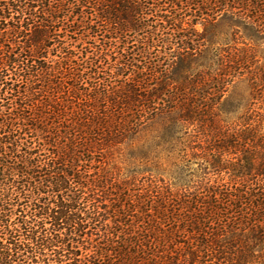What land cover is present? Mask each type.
<instances>
[{
	"label": "trees",
	"instance_id": "obj_1",
	"mask_svg": "<svg viewBox=\"0 0 264 264\" xmlns=\"http://www.w3.org/2000/svg\"><path fill=\"white\" fill-rule=\"evenodd\" d=\"M262 47L264 0H0V264L264 257Z\"/></svg>",
	"mask_w": 264,
	"mask_h": 264
},
{
	"label": "rangeland",
	"instance_id": "obj_2",
	"mask_svg": "<svg viewBox=\"0 0 264 264\" xmlns=\"http://www.w3.org/2000/svg\"><path fill=\"white\" fill-rule=\"evenodd\" d=\"M194 19H196V20H194ZM191 21H193V23L195 25L194 27H195V29L197 31H199V32L203 31V27L200 24V18L199 17H196V18L192 17ZM224 38L221 37L220 38V39H222L221 41H224ZM226 39H227L226 43H228V44L230 43L231 45H233L232 43H234V42H241L242 41L241 33L238 34V33H232L231 32L229 37L226 38ZM224 44L222 45V49H225V50L228 49V46H231V45H224ZM263 48L264 47H262V50H263ZM261 63H259V64H261ZM259 64L255 65L253 63L252 66L253 67H259L260 66ZM243 80H245V79H243ZM233 90H234V96L237 97V96L241 95V96H243L245 98H248V95H249V83H248V81L247 80L246 81H238L237 84H236V87ZM260 105H261V103L259 101H256L255 108L258 109L260 107ZM138 146L139 145H137V146L134 145L133 147H128V148H126V149H124L122 151V155H124V156H122V157L120 156L119 158L116 159L121 164L122 167H124L126 169H133V168L138 169V168H140L142 170L150 168L149 164H145L144 163V165H143V163L141 164L138 159L130 158V156L133 155V152L135 150H137ZM159 161L161 163H163V170L164 171L163 170L160 171L159 173L163 174V176L162 175H158V177L165 179V182H170L171 181L170 183L174 184V186H176V184L179 185L180 183L178 181H176L175 179H173L172 177H170V175L168 174V171L166 169L168 167L166 165L167 164L166 163V157L164 155L161 156ZM183 161L184 160L179 157L176 163H172V166L175 165V164H177V166H179V164L186 165L187 168H185V169H187L189 172H192V170H198L200 168L201 163H203L202 158H199L196 155H193V151L192 150L189 151V156L187 157V160L184 163H183ZM180 172H184L183 168L182 169L180 168ZM184 173H186V172H184ZM214 174H218V175L214 176L213 178L216 179L217 181H220L221 184L224 183V182H225V184H226V182H230L229 179H228L229 178L228 174H226V173H217V172L214 173ZM187 175L190 176V173H187ZM223 179H224V182H223ZM230 183H232V182H230ZM259 252L260 251L257 252V257H258ZM261 255H259V256H261ZM254 264H264V257L263 256L258 257L257 262L254 263Z\"/></svg>",
	"mask_w": 264,
	"mask_h": 264
}]
</instances>
